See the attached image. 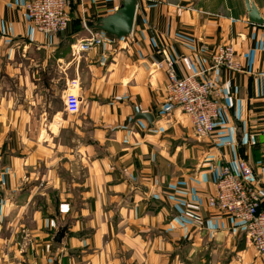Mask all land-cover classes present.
<instances>
[{"label":"crops","instance_id":"0c3cea01","mask_svg":"<svg viewBox=\"0 0 264 264\" xmlns=\"http://www.w3.org/2000/svg\"><path fill=\"white\" fill-rule=\"evenodd\" d=\"M29 1L0 0V264H264L243 226L208 205L242 159L264 204V26L249 22L246 0H137L129 37L98 31L104 43L80 53L97 32L88 25L123 0H67L59 35L31 26ZM251 1L264 17V0ZM224 45L239 71H209ZM167 61L179 78L218 81L211 139L168 102Z\"/></svg>","mask_w":264,"mask_h":264},{"label":"built area","instance_id":"2783aa9c","mask_svg":"<svg viewBox=\"0 0 264 264\" xmlns=\"http://www.w3.org/2000/svg\"><path fill=\"white\" fill-rule=\"evenodd\" d=\"M67 7V0H30L25 9L35 30L45 35H59L65 33L70 26L71 17ZM90 33L91 37L77 47V53L89 51L104 43L100 32H95L96 35ZM167 62L168 102L178 105L190 117L198 140L211 139L221 116L222 94L218 81L214 77L201 79L203 73L179 78L174 63ZM239 68L234 47L224 45L212 56V68L209 71L226 69L237 72ZM78 90V81L68 83L65 91V110L68 114L80 112ZM256 178L254 167L244 159L238 162L237 170L225 167L216 183V193L208 198V205L241 224L248 245L260 257H264V207L255 184Z\"/></svg>","mask_w":264,"mask_h":264},{"label":"water","instance_id":"95a60500","mask_svg":"<svg viewBox=\"0 0 264 264\" xmlns=\"http://www.w3.org/2000/svg\"><path fill=\"white\" fill-rule=\"evenodd\" d=\"M247 12L249 17V22L255 25L264 26V17L261 15L260 11L256 8L251 0H246ZM138 8L137 0H123L120 9L113 15L106 18H102L94 25L95 30L104 32L108 35L114 36L117 39H124L129 37L133 30L136 19V13ZM93 24H89L91 27ZM145 119L150 125H153L154 118L150 114H137L135 120ZM137 187L148 192V188L141 186ZM146 189V190H145ZM68 230V225L60 227L58 232L54 237V243L63 244L66 238V233Z\"/></svg>","mask_w":264,"mask_h":264},{"label":"rangeland","instance_id":"374dc122","mask_svg":"<svg viewBox=\"0 0 264 264\" xmlns=\"http://www.w3.org/2000/svg\"><path fill=\"white\" fill-rule=\"evenodd\" d=\"M59 108H60V104H59V102L55 101V103L53 104V110L56 111V110H58ZM53 124H54V122H53ZM57 124H58V123H57ZM55 126H56V123L54 124V127H55ZM70 134H71V135H70V139H71V137H72V138H75V137H74V134H72V132H70ZM66 163H67V161L64 162L65 165H66ZM62 173H63V172H62Z\"/></svg>","mask_w":264,"mask_h":264},{"label":"trees","instance_id":"16d2710c","mask_svg":"<svg viewBox=\"0 0 264 264\" xmlns=\"http://www.w3.org/2000/svg\"><path fill=\"white\" fill-rule=\"evenodd\" d=\"M90 28H94V25H92ZM94 30H95V28H94ZM263 207H264V204H263Z\"/></svg>","mask_w":264,"mask_h":264}]
</instances>
